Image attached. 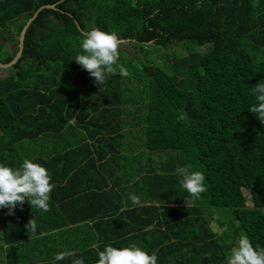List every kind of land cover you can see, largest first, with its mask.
<instances>
[{"label": "trees", "instance_id": "trees-1", "mask_svg": "<svg viewBox=\"0 0 264 264\" xmlns=\"http://www.w3.org/2000/svg\"><path fill=\"white\" fill-rule=\"evenodd\" d=\"M53 4L59 10L31 21L20 59L0 78V165L17 169L30 159L56 185L40 238L7 264H49L65 250L96 264L106 245L133 243L155 252L157 264H227L239 238L222 244L216 229L230 223L218 221L214 230L200 214L201 200L229 209L253 247L264 248V124L248 110L256 103L252 87L264 80V0H17L11 19L0 20V62L13 59L25 21ZM19 15L10 33L6 25ZM92 25L137 39L121 46L147 49L143 61L128 54L147 79L138 94L123 88L119 71L98 86L75 62ZM126 52L119 48V64ZM184 165L206 177L207 190L194 201L175 174ZM150 180L186 196L165 192L163 205H147L140 189ZM171 205L187 215L171 218L163 212ZM147 211L157 214L139 222ZM53 220L55 233L43 236ZM15 225L1 230L26 232ZM160 233L178 243H146Z\"/></svg>", "mask_w": 264, "mask_h": 264}, {"label": "clouds", "instance_id": "clouds-1", "mask_svg": "<svg viewBox=\"0 0 264 264\" xmlns=\"http://www.w3.org/2000/svg\"><path fill=\"white\" fill-rule=\"evenodd\" d=\"M83 54L75 57V62L94 78L98 86L104 84L109 75H115L119 71L122 77H128L127 68L118 63L120 38L115 31L105 32L92 25L90 30L82 32ZM256 103L249 107V111L264 124V80L252 87ZM175 174L180 177V184L189 193L192 201L199 199L206 189L205 175L201 171L192 170L191 165L177 166ZM50 176L45 167L24 159L22 166L13 169L0 165V209H8V215H14L17 205L22 206L27 201L32 208H39L45 212L49 210L50 193L56 187L50 183ZM129 199L134 205L140 204V197L134 193L129 194ZM27 232L35 236L37 223L35 218L30 219L25 225ZM92 248L98 249L97 244ZM96 264H157V254L151 255L133 243L131 246L115 248L106 245L102 251H98ZM71 258V264H85L82 256H78L73 250H65L57 253L50 262L56 264ZM227 264H264V248L257 245L255 248L246 235H241L237 246L231 249V255L227 258Z\"/></svg>", "mask_w": 264, "mask_h": 264}, {"label": "crops", "instance_id": "crops-1", "mask_svg": "<svg viewBox=\"0 0 264 264\" xmlns=\"http://www.w3.org/2000/svg\"><path fill=\"white\" fill-rule=\"evenodd\" d=\"M16 5H17V0H11V1L0 0V20H4V19L10 20L11 19L10 15L14 14L15 11L17 10ZM23 18L24 17H22V15H19L14 20L9 21L6 25V29H8V31L10 33L15 32L17 29L18 23ZM157 185H158L157 182L150 180V188L145 190L146 192L144 190L140 189L141 193H146V196L142 195V198L146 199L147 205H153V206L163 205L162 198L164 195L162 196V194H164L165 192H166V194L169 193V194H172L173 196H175V192H177L179 195H181L183 197L186 196V194L179 191L178 189H176L175 191H168L165 189L156 188ZM77 187H78V184H73V186H72L73 192L76 190ZM161 196H162V198L159 199ZM60 197L61 196H59V198ZM73 203L75 204V202H73ZM169 203H168V205H169ZM49 207L50 208L47 212L51 211L52 205L50 204ZM58 207H61V206H58ZM68 207L70 208L69 205H68ZM169 208L164 209L163 212L167 211V210L170 211L171 218L177 217L178 215H182L184 217L188 213V212H184L181 210H177V209H182V207L179 205H171V206H169ZM14 212H15L14 215H8V209H6V208L0 209V230H1V224H16L14 226V228H15V227H18L17 225H19V224L25 226L30 219L35 218L36 223H37V231H38L41 227H43V225L45 224V222L47 220V213L45 211H43L39 208H35V207L32 208V206L27 201H25V203L22 206L17 205ZM147 214H149L150 216H148ZM156 214H157L156 211L144 212L143 216L138 218V221L143 223V222L148 221L149 219L155 217ZM200 214L205 219H207L209 221L210 225H212V223H214L213 222L214 219H212L214 214L206 217L204 214L203 208L201 209ZM196 216H198V215H196ZM56 221L57 220L52 221L50 229L43 231V236H52L53 233H55V230H52L51 227L54 225V223H56ZM58 223H60V222H58ZM174 223H177V222H174ZM37 231H36L35 236H33L32 233L27 232V230H26V232H20L17 229L16 230L14 229L10 233H8L7 236L2 231L3 241L6 244V246H8L5 248V251H7V254H5V255H7V259L8 260L19 259L24 254H26V252L28 251L30 246L34 245L37 242V240L40 238V232H37ZM147 231H149V230H147ZM155 239H164V242L166 244L178 243V241L176 239L167 238L165 233H160V235H156V236H152V237L148 238L146 243L151 242Z\"/></svg>", "mask_w": 264, "mask_h": 264}, {"label": "rangeland", "instance_id": "rangeland-1", "mask_svg": "<svg viewBox=\"0 0 264 264\" xmlns=\"http://www.w3.org/2000/svg\"><path fill=\"white\" fill-rule=\"evenodd\" d=\"M16 37V36H15ZM18 38V36L16 37V39ZM0 43H4V39H0ZM6 44V43H5ZM154 44V43H153ZM15 43H8L6 44V48L10 49V50H15ZM152 46V45H149ZM120 47H124L125 49H127V51L125 53V60L126 62L124 63L125 67L127 68V70H129L131 76L125 77L126 81L123 84V88H130L133 92L135 93H139L140 90H142L145 86V83L147 81L146 78L143 77V73H142V66L140 65H136V62H134L133 60L131 61V63H128V54L130 55V57H132V55H135V58H142V61L144 59V57H146L148 51L143 50L142 48L136 47L134 45H132L131 43H125L122 44V46ZM156 47H152L151 49H154ZM157 49V48H156ZM155 50V49H154ZM149 62L153 61V59L148 60ZM147 61V62H148ZM134 62V63H133ZM9 76V72L8 70H1L0 69V78L1 79H5ZM197 204H202V208L204 211V214L206 217L214 214V216L212 217V219H214V223H212V228L214 229L213 225L215 223H217L218 221L221 223H230V227L225 228L224 230H220V229H216L217 231H220L221 233V237H220V242L222 244H225V241L231 244V247L233 245L236 244L238 238L241 237V235H246V233L242 232V229H244V225L243 220L239 219L236 216H232L230 214V210L227 208H223V206H207L205 203V200H201L199 202H197ZM261 210H263L264 212V207L261 208ZM217 219V220H216ZM215 230V229H214ZM228 238V239H227ZM8 247L6 246V244L3 241V235H2V230H0V264H7V251H5V248Z\"/></svg>", "mask_w": 264, "mask_h": 264}, {"label": "water", "instance_id": "water-1", "mask_svg": "<svg viewBox=\"0 0 264 264\" xmlns=\"http://www.w3.org/2000/svg\"><path fill=\"white\" fill-rule=\"evenodd\" d=\"M64 0H62L63 2ZM44 9H54V10H59L58 8V4H53V5H44L41 6L36 13H34L33 16H31L30 18H28L24 25L22 26L19 34H18V38H17V49H16V53L13 57V59L8 62V63H2L0 62V69L3 70H9L11 68H13L15 66V64L18 62V60L21 57L22 51H23V47H24V38H25V32L27 30V27L29 26V24L31 23V21H33L35 19V17H37L39 15V13L44 10ZM79 23V21H77ZM81 28V26H80ZM131 40H137L135 38H122L120 39V42H127V41H131ZM153 40L149 41L152 42Z\"/></svg>", "mask_w": 264, "mask_h": 264}]
</instances>
